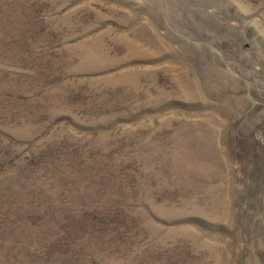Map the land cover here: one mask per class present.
Wrapping results in <instances>:
<instances>
[{
    "label": "rangeland",
    "instance_id": "obj_1",
    "mask_svg": "<svg viewBox=\"0 0 264 264\" xmlns=\"http://www.w3.org/2000/svg\"><path fill=\"white\" fill-rule=\"evenodd\" d=\"M0 264H264V0H0Z\"/></svg>",
    "mask_w": 264,
    "mask_h": 264
}]
</instances>
